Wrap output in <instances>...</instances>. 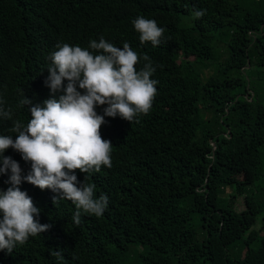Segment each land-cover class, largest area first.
Instances as JSON below:
<instances>
[{
	"label": "trees",
	"instance_id": "16d2710c",
	"mask_svg": "<svg viewBox=\"0 0 264 264\" xmlns=\"http://www.w3.org/2000/svg\"><path fill=\"white\" fill-rule=\"evenodd\" d=\"M244 1L0 0V99L13 120L26 124L29 108L52 98L44 81L58 43L127 42L150 57L158 81L148 114L131 123L105 117L111 168L75 172L108 196L104 214L82 213L77 225L71 201L53 205L57 193L22 182L40 209L35 219L50 228L0 250V264H264V186L253 188L264 181V0ZM137 16L165 30L159 46L139 40ZM23 96L31 105L18 106ZM11 124L0 120V134L12 135ZM3 155L22 175L30 170L13 149ZM7 180L0 176V190Z\"/></svg>",
	"mask_w": 264,
	"mask_h": 264
},
{
	"label": "clouds",
	"instance_id": "9594fccd",
	"mask_svg": "<svg viewBox=\"0 0 264 264\" xmlns=\"http://www.w3.org/2000/svg\"><path fill=\"white\" fill-rule=\"evenodd\" d=\"M203 14V10L195 11L194 17ZM132 24L142 43L160 45L165 30L155 20L137 16ZM55 47L48 57L51 63L44 81L52 98L31 106L26 124L13 120L12 109H6L0 99V120L12 121L9 131L15 135L13 139V134H0V176L8 175L6 183L10 185L0 190V250L9 253L50 228L35 219L40 209L20 190L22 182L57 193L53 205L60 200L71 201L77 225L82 213L96 217L104 214L108 196L97 197L95 183L88 182L90 176L85 175L80 182L75 172L91 174L102 166L111 168L113 146L100 133L105 117L118 116L131 123L149 113L157 94L158 81L152 79L156 69L150 57H141L127 42L117 47L101 36L98 41L91 40L87 48L68 43ZM141 60L144 63L138 69ZM27 105L31 101L23 96L18 106ZM100 106H104L103 115L96 111ZM9 148L30 164L26 175H22L18 162L3 155ZM50 255L62 259L60 250H50Z\"/></svg>",
	"mask_w": 264,
	"mask_h": 264
},
{
	"label": "rangeland",
	"instance_id": "374dc122",
	"mask_svg": "<svg viewBox=\"0 0 264 264\" xmlns=\"http://www.w3.org/2000/svg\"><path fill=\"white\" fill-rule=\"evenodd\" d=\"M235 1H236V0H235ZM237 1L239 2L240 0H237ZM250 2H252V1H251V0L244 1V6H245V7H248ZM186 21H187L186 19H185V20L183 19L181 24H183V25H185V24H189V23H187ZM218 51H219L220 53H222V52L224 51V48H223L222 45H219V46H218ZM224 58H225V54L222 53V55H221V61H222ZM214 67H215V65H208V67L204 70V73H205L206 75H210V74L214 71ZM207 115H208V114H206V116H207ZM263 156H264V155H263ZM256 185H257V188H258V187H263V186H264V181L262 180V181L259 182V183L256 182L253 188H255ZM228 191H229V190H227V192H228ZM255 191H256V190H255ZM227 194H230V193H227ZM260 196H261L262 201L264 202V194H263V193H260ZM236 199H237V209H238V210L243 209V196H237ZM262 216H263V214L260 215V216L257 218V220H256V224L254 225V228H255V229H258V225H259V223L261 222ZM258 233H259V236H258V239H259L261 236H263V234H264V230H263V229H260V230L258 229ZM258 239L252 244V247L256 248V247L258 246Z\"/></svg>",
	"mask_w": 264,
	"mask_h": 264
}]
</instances>
